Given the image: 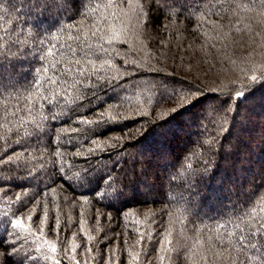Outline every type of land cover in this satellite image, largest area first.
Instances as JSON below:
<instances>
[{
	"label": "trees",
	"instance_id": "obj_1",
	"mask_svg": "<svg viewBox=\"0 0 264 264\" xmlns=\"http://www.w3.org/2000/svg\"><path fill=\"white\" fill-rule=\"evenodd\" d=\"M109 3L87 0V9L97 11L84 16L82 0H70L66 11L44 17L35 0H0V43L7 48L26 41L19 45L21 51L34 50L14 73L16 87L0 89V264H138L137 253L140 264H193L189 253L194 240L189 237L207 235L197 228L213 226L230 210L258 209L264 198V61L257 59L264 35L260 28L254 30L258 21L264 23V11L246 7L247 0H140L141 16L139 9H130L131 0L105 7ZM80 20L88 25L100 21L122 33L111 45L101 41L109 49L101 59L90 56L97 63L108 58L115 68L93 76L90 83H98L92 96L56 107L44 96L55 88L62 97L67 61L84 57L82 42L68 38L75 30L69 33L63 26ZM50 36L59 39L49 43ZM41 39L43 46L37 43ZM45 48L54 57L37 60L47 56ZM116 69L127 74L117 81L104 78ZM252 75L262 79L253 82ZM36 76L35 85L49 77L57 83L37 88ZM181 85L200 89L202 102L175 118L168 111L175 105L158 102L164 87ZM29 86L41 94L33 97L37 106L31 113L25 108L32 102L15 98L28 95ZM240 91L244 97L237 96ZM109 97L117 107L106 110L118 122L77 123L84 117L97 119L94 113L105 110L101 106L111 103ZM41 113L48 116L44 140L15 135L30 127L33 118L39 121ZM53 114L59 118L53 120ZM93 139L107 144L90 154L89 148H96ZM17 153V161L9 162ZM85 168L110 173L123 195L99 198L80 187L75 177ZM16 219L23 220L27 231L11 226ZM169 228L171 244L165 245ZM45 240L55 244V253ZM161 246L172 249L163 261L158 259ZM223 248L230 252L220 257L207 253V264H232L236 249L227 240L215 244L216 251ZM253 255L254 264H261L264 249L250 250L248 256Z\"/></svg>",
	"mask_w": 264,
	"mask_h": 264
},
{
	"label": "snow or ice",
	"instance_id": "obj_2",
	"mask_svg": "<svg viewBox=\"0 0 264 264\" xmlns=\"http://www.w3.org/2000/svg\"><path fill=\"white\" fill-rule=\"evenodd\" d=\"M31 3V0H29ZM70 0H35L34 7L37 9L38 13L42 14L44 17H48L53 12L66 11ZM82 3L85 4V8L81 9V12L84 16L92 15L97 11V8L87 9L86 4L87 0H82ZM115 5V0H110V3L105 7H112ZM251 6L252 8H260L264 11V0H247V6ZM119 7V5H115ZM130 9L135 7L140 10V15H144L142 6L140 4V0H131L129 5ZM113 15H116L113 13ZM102 19L106 22L108 17L102 14ZM137 21L139 22V16L137 17ZM56 24L59 25L60 21L56 20ZM79 25V26H78ZM78 25L68 23L64 25V30L71 33L72 30H75L76 35H69L70 40H75L77 42H82L79 51L84 53V57L82 59H69L67 61L68 66L63 69L62 75L66 77L61 82V89L63 91V96H59L56 93L55 88H51L48 91L52 93V95L44 96L49 103H53L56 107L63 105H69L74 103L76 100L81 98H87L92 96L96 89V83H90L93 79V76H98L101 69L115 68L112 61L108 58H103L102 62L97 63L96 60L90 58V56H96L97 59H101L105 53L109 51L104 47V43L109 45L113 44L115 40H118L122 33H118L115 29L108 27L105 28L104 25L97 21L96 24L88 25L86 20H80ZM239 30V29H237ZM50 35V34H49ZM93 38H95V43H93ZM59 36H50L49 43L51 40H58ZM103 41L104 43H101ZM26 43L21 41H15L12 44H9L7 48L4 47L3 43H0V89H6V87L15 88L16 84L13 83L15 81V71L19 69H23L28 59L30 58V53L34 51L33 49H25L21 51L20 44ZM37 43L43 46L44 41L38 40ZM53 48L55 45L52 46ZM70 51L75 54L76 49L71 48L69 46ZM44 51L47 53V56L41 55L37 56L36 59L43 61L48 57H54V52L51 48H45ZM135 63V62H133ZM55 66V64H53ZM36 69H33L35 72ZM47 68H43L42 72H47ZM127 74V70L124 72L116 69L111 75L104 77L109 81H117L123 75ZM40 79V76L34 77L33 86L37 88H43L44 83L50 82L52 84H56L57 81L52 80L51 77L48 78L47 81L41 82L39 85H35V80ZM261 77H257L256 75L251 76V80L253 82H257ZM16 83H22L17 81ZM170 85H174L175 81L168 82ZM72 89L76 92V95H72L69 91ZM26 91L29 93L28 95H23V93H17L16 99L20 100L21 98L25 101H30L31 106H26L25 110L29 113L32 112V109L36 107V102L33 97L41 95L40 93H36L32 91V86H29ZM244 92L240 91L237 93V96L244 97ZM203 93L198 88H185L181 86L174 87H164L161 93V97L159 100V104H170L175 105L170 108V111L175 118H179V116L185 115L190 108H194L202 102ZM55 98V99H54ZM98 99V97H96ZM108 101L111 103H107L106 105H102L101 108L105 110L96 111L94 115L97 119H89L87 117L81 118L77 121L80 125H102L106 123H115L118 122L116 117L111 115L108 112L107 108H116L117 104L114 101L113 97H109ZM93 101L88 100V103L91 104ZM83 106V105H81ZM19 107V105H17ZM6 108V106H5ZM75 111V109H73ZM15 115V113H13ZM163 115V114H162ZM59 118L58 114H53L52 119L56 120ZM48 121V116L43 113L40 114V119L37 121L35 118L31 120L30 127H24L23 131L18 129L15 135H27L30 138H34L35 142H39L44 140L49 132L45 131L46 124ZM21 125H23V121H20ZM71 123V120H69ZM165 125H161L164 127ZM2 127H6V125H2ZM7 131H11V129H6ZM60 131L62 133H67L68 129L61 128ZM72 132L83 131V129L72 128ZM51 132H55V129H51ZM60 137L57 136L56 140H59ZM93 145H96V148H89V153L94 154L96 150H103L107 141L103 144L101 141L97 139H93L91 141ZM81 152H76V156H80ZM54 155L56 157H61L60 152H55ZM20 153H17L15 156H11L8 158L9 162L15 163L19 158ZM3 160H0V163H3ZM63 179V178H62ZM75 182L79 184L80 187L87 186L93 195L99 198H108L111 196H115L116 199H119L123 192L119 191V189L115 186V182L112 181L111 174H104L102 172L93 173L86 168L80 171L75 177ZM71 187V184L68 185ZM55 191V189H53ZM16 200H20V195H17ZM85 202H87V198H85ZM31 220V216L28 217ZM11 226L14 229H22L27 231L26 225L21 219H16L11 222ZM197 231L200 233H207L206 236H195L194 238L189 237V239L194 240L193 246L190 248L189 256L193 260V264H200L201 261L204 264L208 262L207 253H212L216 257H220L223 255V252H230V249L223 248V251H216L215 244L219 243L221 246L224 245V241L227 240L228 243L232 246V248L236 249L238 255L232 259V264H245V260L249 261V264H254L256 260V256L253 255L251 257L248 256V252L250 250H254V252L258 253L262 249H264V198L261 200V204L257 209L254 206L251 210L241 211L239 213L228 214L226 218L219 219L216 224L209 227L205 225L204 228H197ZM140 241H143L144 234L140 233ZM171 235V228L164 235V244L170 245L171 240L169 239ZM150 238V237H149ZM45 243L49 244V249L51 252L55 253L57 251L54 243H49L45 240ZM75 251V249H73ZM161 255L159 256V260L163 261L165 257V253H169L172 251L170 247L161 246L160 248ZM139 253L136 254L133 258L139 261ZM243 257V259L241 258ZM72 259H75L72 257ZM170 259V257H169ZM109 261H111V257H109ZM59 264V262H57ZM76 264H81L80 261H76ZM215 264V262H214ZM261 264H264V257H262Z\"/></svg>",
	"mask_w": 264,
	"mask_h": 264
},
{
	"label": "rangeland",
	"instance_id": "obj_3",
	"mask_svg": "<svg viewBox=\"0 0 264 264\" xmlns=\"http://www.w3.org/2000/svg\"><path fill=\"white\" fill-rule=\"evenodd\" d=\"M257 23L258 24H256L254 26V30L260 28L262 30V32H263V35H264V23H260V21H258ZM244 24L249 26V27H251V24L250 25L247 24V23H244ZM263 43H264V38H263ZM257 59L260 60V62H258V63H262L264 61V50L259 54V58H257ZM260 66H262V65H260Z\"/></svg>",
	"mask_w": 264,
	"mask_h": 264
}]
</instances>
